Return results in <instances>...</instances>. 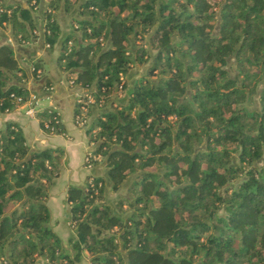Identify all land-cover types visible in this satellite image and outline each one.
<instances>
[{"label": "trees", "instance_id": "16d2710c", "mask_svg": "<svg viewBox=\"0 0 264 264\" xmlns=\"http://www.w3.org/2000/svg\"><path fill=\"white\" fill-rule=\"evenodd\" d=\"M29 1L0 0V24L31 40L42 16L41 38L52 47L58 0H35V10ZM70 22L78 35H65L57 61L94 96L87 112L114 88L127 89L124 102H110L86 129L112 189L133 174L129 196L104 201L101 175L69 184L75 235L73 252L63 251L45 204L59 148H31L6 121L0 264H72L83 250L90 264H264V0H81ZM144 34L148 47L127 43ZM148 60L126 83L132 64ZM17 61L0 45V111L27 90L26 66ZM53 112L41 108L39 123L50 118L62 132Z\"/></svg>", "mask_w": 264, "mask_h": 264}, {"label": "crops", "instance_id": "0c3cea01", "mask_svg": "<svg viewBox=\"0 0 264 264\" xmlns=\"http://www.w3.org/2000/svg\"><path fill=\"white\" fill-rule=\"evenodd\" d=\"M25 5V0H12ZM81 0L72 1L69 6L65 7L63 0L57 1L55 8V18L58 23V37L52 47H48L42 41L41 35L38 34L29 42L19 43L12 36L10 26L7 22L0 24V45L5 44L12 50V54L17 58V63L26 66L25 59H34L39 62V68L42 69L41 78H33L25 83L28 91H33L40 97V108L51 107L58 111L62 125V132L48 133L39 123L38 112L35 116H28L23 113L20 107H16L7 111H0V128L6 121L14 122L22 131L25 142L33 149L41 148H59L56 155L59 154L58 170L54 176L45 183V204L48 209V224L54 233L59 237L62 248L65 252L71 253L68 246L69 240L74 237V229L69 226L70 204L66 200V190L69 184L82 185L89 175H101L103 181V200L113 204L115 200L122 197H128V185L133 174H127L124 180L116 189L111 188V181L107 177L102 158L90 167L83 164V156L88 143L90 142L91 133L86 128H82L73 122V109L75 98L83 92L80 85H70L65 81V71L60 68L57 61L61 42L66 34L78 32L73 29L70 19L79 17V3ZM125 13V12H123ZM39 26V21L37 22ZM7 38H11L7 40ZM139 39L130 37L127 42L130 44L134 41L138 44ZM132 64L129 68L125 82L130 83L136 77L135 71H131ZM138 66V65H137ZM136 67V66H135ZM27 69V67H26ZM145 69V65H144ZM143 72V71H142ZM44 81H48L52 88L45 91L42 88ZM127 89L114 90L109 94L108 100L103 105H91L90 117L99 110L110 107L115 102H124L126 99ZM89 136H88V133ZM81 258L75 264H88L86 253L81 252Z\"/></svg>", "mask_w": 264, "mask_h": 264}, {"label": "built area", "instance_id": "2783aa9c", "mask_svg": "<svg viewBox=\"0 0 264 264\" xmlns=\"http://www.w3.org/2000/svg\"><path fill=\"white\" fill-rule=\"evenodd\" d=\"M44 5L46 6L47 4V0H43ZM30 4H33V8L35 10L36 8V2L35 0H30L29 1ZM47 10L53 11V8L51 7H46ZM42 22H43V17L41 16V26L40 27H33L31 29V33L36 36L38 34H42L43 32V27H42ZM11 38H7V40H10ZM17 42L20 41L19 43H26L29 42L30 39H26V40H18L15 39ZM47 46V43H44ZM72 44V40L71 39H67L66 41V50H69L70 46ZM27 67V75L30 73L32 76L36 77V78H40L42 74L39 73L40 68L39 67H35L33 64H28ZM74 76L72 74H66L65 73V81L70 84V85H76L74 84ZM121 83H122V77L120 76V82L118 83V88L121 87ZM42 88L45 91H50L52 88V85L50 83H43L42 84ZM12 95V94H11ZM14 99L16 104L13 107L18 106L19 104L23 105L24 110L23 112L25 114H27L28 116H35V114H37V112L41 109L39 104H38V98L36 97V95L34 93H27V94H18V95H14ZM94 102V96L92 95V93L90 92H81L80 94H78L75 98V103H77L76 108L77 111L73 114V122L78 125V126H85L88 124L89 122V118H88V112H87V107L88 105H90L91 103ZM51 108V107H48ZM53 109V115H52V121L53 122H57L60 120L59 118V114L58 111ZM6 110V109H5ZM50 118H45L43 119V127L46 128V131L48 133H52L55 132V128L53 123L50 122L49 120ZM96 129V127L91 129V132H94V130ZM91 144L92 142L90 141L88 143V146L86 147L85 151H84V156H83V164L86 167H90L92 166L93 161L98 160L101 158V155L99 153H93L91 150ZM68 223L70 224V226H72V223L70 221H68ZM88 264L89 261H88ZM97 264V263H96Z\"/></svg>", "mask_w": 264, "mask_h": 264}, {"label": "rangeland", "instance_id": "374dc122", "mask_svg": "<svg viewBox=\"0 0 264 264\" xmlns=\"http://www.w3.org/2000/svg\"><path fill=\"white\" fill-rule=\"evenodd\" d=\"M213 10H215V11L217 10V6H216V5L213 6ZM212 21H213V19H212ZM137 39H139L138 42H142L143 44H145L146 47H148V41H147V36H146V34H144L142 38H137ZM148 62H149V60L146 61V62L143 63V64H140V65L136 64V65H134V66L132 67L131 71H133V72L135 71V73H137L136 76H137L138 74H141L142 71H144V65L146 66V64H147ZM29 63H30V62L27 63V66H28ZM137 65H138V66H137ZM135 66H136V67H135ZM39 73L42 74V69H40ZM65 73H66V72H65ZM33 78H36V77L32 76V75L29 73L28 75H25V77H22L21 80H22V81L24 82V84H25L29 79L32 80ZM40 78H41V77H40ZM37 79H38V78H37ZM64 79H65V78H64ZM119 90H120V89H119ZM27 93H34V94L36 95V97L38 98V104H39L40 97L38 96V94H37L36 92L26 90L23 94H27ZM248 100H249V99H247V101H248ZM252 100H253V99H252ZM252 104H253L252 101H249V103H248L247 105H248V107H249V106L252 105ZM16 107H20L21 110H22V112H23V110H24L23 105L19 104V105L16 106ZM16 107H12L11 109H14V108H16ZM11 109H9V110H11ZM23 113H24V112H23ZM87 114H88V118H90V114H89V113H87ZM72 118H73V117H72ZM87 125H88V124H87ZM87 125H85V126H80V127H82V128H86ZM93 128H94V127H93ZM87 133H88V132H87ZM88 136H89V133H88ZM68 224H69V223H68ZM69 226H70V224H69ZM68 243H69L68 246L70 247V249H71V253H72V252H73V249H72V247H71L70 240H69ZM62 249H63V251H65L64 248H62ZM82 252H83V251H82ZM81 254H82V253H80L79 258H81ZM79 258L76 259V260H74L72 264H75V262H76L77 260H79ZM86 259H87V256H86ZM87 261H88V259H87Z\"/></svg>", "mask_w": 264, "mask_h": 264}]
</instances>
